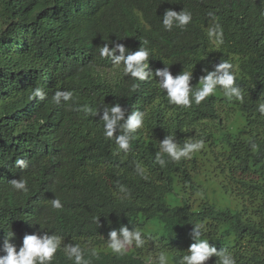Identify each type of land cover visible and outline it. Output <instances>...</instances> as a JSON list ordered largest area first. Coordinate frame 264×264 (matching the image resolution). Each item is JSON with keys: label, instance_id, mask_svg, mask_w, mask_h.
I'll use <instances>...</instances> for the list:
<instances>
[{"label": "trees", "instance_id": "16d2710c", "mask_svg": "<svg viewBox=\"0 0 264 264\" xmlns=\"http://www.w3.org/2000/svg\"><path fill=\"white\" fill-rule=\"evenodd\" d=\"M168 9L190 12L191 22L165 30ZM217 24L222 44L208 35ZM142 40L153 72L165 65L174 76L191 71L193 90L205 69L230 62L243 101L217 87L199 105H174L158 77L124 76L123 64L100 55L105 43L134 52ZM36 88L44 100L33 98ZM57 91L72 99L55 103ZM116 103L125 118L146 113L127 152L105 138L100 119ZM262 103L264 0H0V256L8 233L18 251L26 234L47 232L62 237L51 264H75L63 251L71 244L90 264H158L161 251L178 264L197 242L198 224L201 238L236 264H264ZM234 115L242 121L237 130L228 123ZM169 133L181 147L199 139L205 146L179 162L165 155L161 167L159 141ZM18 159L28 167H17ZM13 179H25L28 191L13 189ZM208 189L230 194L240 209L219 207ZM54 198L61 209L52 208ZM121 227L141 231L145 244L113 253L109 233Z\"/></svg>", "mask_w": 264, "mask_h": 264}, {"label": "clouds", "instance_id": "9594fccd", "mask_svg": "<svg viewBox=\"0 0 264 264\" xmlns=\"http://www.w3.org/2000/svg\"><path fill=\"white\" fill-rule=\"evenodd\" d=\"M192 20V14L188 11L181 10L179 12L168 9L163 14V26L167 31H171L173 26L185 27ZM210 38H214L216 44L223 43V30L219 24L210 28L208 31ZM109 47L108 43L100 49L101 57L110 58L115 65L123 64V75L130 76L136 80L144 81L154 77L157 81L158 88L164 90L167 94L169 103L174 105L190 108L193 102L199 105L207 97L213 95L217 87L223 90V95L229 100L243 101L244 96L242 90L236 85V76L232 71V64L226 60H222L215 65L214 69L209 71L205 69V75L201 76L200 87L193 90L190 81L193 77V72L182 71L177 75H173L168 66L158 68L153 72L149 67L150 49L146 47L147 40H142L141 47L131 52L123 44L114 43ZM119 52L117 55L116 53ZM135 87V85H134ZM46 94L41 88H36L33 92V98L40 100L45 99ZM73 93L70 91H57L53 96V101L59 104L61 98L64 101L71 100ZM91 111V109H86ZM99 109L94 113L97 115ZM126 109H123L119 103L110 107H103V115L100 117L104 121V136L106 139L115 138V143L118 146V151L127 152L130 149L131 141L134 139V134L138 129L144 126L146 113L143 111H132L125 118ZM259 112L264 115V103L259 105ZM175 135L169 133L166 138L159 141L160 151L157 153L156 161L164 167L167 161L164 156L167 155L170 161L179 162L182 158L188 159L199 152L205 145L204 140L185 142L183 147L175 143L173 137ZM255 148V145H253ZM16 166L19 168H27L28 163L24 159H18ZM137 168H141L137 165ZM147 179V177H144ZM13 189L17 191L27 192V181L25 179H13L10 181ZM125 189L122 187L121 192ZM51 206L54 209L63 207L60 199L54 198L51 200ZM194 234L196 241L192 243L186 250V254L182 255L178 264H202L214 254L220 259L218 264H236L231 253L223 251L218 252L215 247H210L208 239H202L201 225L195 224ZM14 233H8V238L4 241L5 255L0 256V264H51L55 254L60 248L62 237L55 233L48 235L45 232L43 235L39 233L26 234L23 237L22 245L17 251L16 245L10 242ZM108 248L116 254L124 255L129 246L135 243L136 247H142L145 244V239L139 230L129 231L127 227H121L119 235L116 230L109 233ZM65 255L69 260H74L75 264H90V261L85 259L84 250L78 244L64 246ZM92 255H98L96 251H92ZM158 264H170V254L161 251L157 257Z\"/></svg>", "mask_w": 264, "mask_h": 264}, {"label": "rangeland", "instance_id": "374dc122", "mask_svg": "<svg viewBox=\"0 0 264 264\" xmlns=\"http://www.w3.org/2000/svg\"><path fill=\"white\" fill-rule=\"evenodd\" d=\"M228 123H231L234 130L241 128V120L237 115H234L232 118H228ZM234 120H237L235 122ZM207 195L209 198L216 203L219 207L231 208V209H240L241 205L237 199H235L230 194L225 193L223 190L218 189L216 192L208 189Z\"/></svg>", "mask_w": 264, "mask_h": 264}]
</instances>
